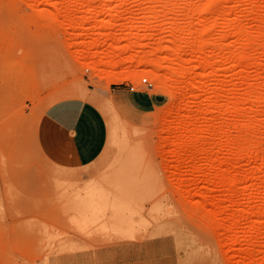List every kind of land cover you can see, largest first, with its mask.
<instances>
[{"label":"rangeland","instance_id":"rangeland-1","mask_svg":"<svg viewBox=\"0 0 264 264\" xmlns=\"http://www.w3.org/2000/svg\"><path fill=\"white\" fill-rule=\"evenodd\" d=\"M76 90L108 124L86 179L41 133ZM125 240L134 264H264V0H0V264Z\"/></svg>","mask_w":264,"mask_h":264},{"label":"crops","instance_id":"crops-1","mask_svg":"<svg viewBox=\"0 0 264 264\" xmlns=\"http://www.w3.org/2000/svg\"><path fill=\"white\" fill-rule=\"evenodd\" d=\"M80 93L76 90L72 96L59 98L47 106L43 113L41 133L48 145L51 160L63 167L84 169L82 177L86 179L85 168L96 162L104 151L108 124L102 109L92 100L78 96ZM141 95V99L131 100L136 109L147 111L151 105H155L149 93L141 92ZM108 101H105V105ZM135 246L133 240L102 245L95 252L96 258L92 262L134 264ZM87 254H80L82 262H85Z\"/></svg>","mask_w":264,"mask_h":264},{"label":"bare ground","instance_id":"bare-ground-1","mask_svg":"<svg viewBox=\"0 0 264 264\" xmlns=\"http://www.w3.org/2000/svg\"><path fill=\"white\" fill-rule=\"evenodd\" d=\"M60 49V48H59ZM58 49V50H59ZM58 50H54V51H58ZM52 51H53V49H52ZM51 52V51H50ZM64 52V51H63ZM62 53V50H61V52H60V54ZM52 54H53V52H52ZM55 54V53H54ZM50 55V54H49ZM58 55V54H57ZM47 56H48V54H47ZM46 56V57H47ZM61 56V55H60ZM55 57V56H54ZM57 57H59V55L57 56ZM56 58V57H55ZM63 58L64 59H60V57H59V59H56V60H54L55 61V65L56 66H53V65H51V63H53L52 61H50V68H42V66H41V68H42V77H43V79L45 80V81H47V82H49V81H53V80H55V81H57V78L59 77V79L62 77V75H63V71L64 70H62V67H65V66H69L70 64H69V61L67 60V58H68V56H67V58L66 57H64V55H63ZM69 59V58H68ZM44 60H46L45 58H44ZM42 61V60H41ZM47 62V61H46ZM42 63V62H41ZM43 63H44V61H43ZM45 64V63H44ZM43 64V65H44ZM46 65H48L47 63L45 64V66ZM44 67V66H43ZM48 67V66H47ZM55 67H58V69H56ZM171 68H172V70L174 71H176V69L178 68V66H171ZM40 69V68H39ZM65 69V68H64ZM66 70V69H65ZM110 75H112V76H116V74H115V72H114V70L113 69H111L109 72H108ZM183 74V73H182ZM61 76V77H60ZM57 77V78H56ZM165 78H166V82H169V84L168 85H170V86H172V82H175V80H179V78L176 76L175 77V75H173V74H167V75H165ZM54 81V82H55Z\"/></svg>","mask_w":264,"mask_h":264},{"label":"built area","instance_id":"built-area-1","mask_svg":"<svg viewBox=\"0 0 264 264\" xmlns=\"http://www.w3.org/2000/svg\"><path fill=\"white\" fill-rule=\"evenodd\" d=\"M143 81L146 82V84H148V85H150V86L153 85V82L150 81V80L148 79L147 76L143 77ZM130 89H131V90H136V89H137L136 84L131 83V84H130Z\"/></svg>","mask_w":264,"mask_h":264}]
</instances>
